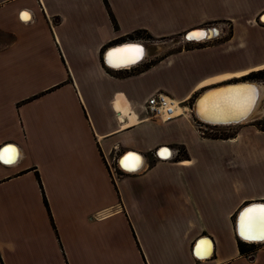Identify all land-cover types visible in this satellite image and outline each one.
<instances>
[{"label": "crops", "instance_id": "1", "mask_svg": "<svg viewBox=\"0 0 264 264\" xmlns=\"http://www.w3.org/2000/svg\"><path fill=\"white\" fill-rule=\"evenodd\" d=\"M263 13L264 0H0V264H264L236 227L264 205V115L210 137L144 111L156 92L185 104L201 85L264 86ZM208 27L219 36L158 50ZM127 42L154 49L108 67ZM129 154L138 172L120 168Z\"/></svg>", "mask_w": 264, "mask_h": 264}, {"label": "bare ground", "instance_id": "2", "mask_svg": "<svg viewBox=\"0 0 264 264\" xmlns=\"http://www.w3.org/2000/svg\"><path fill=\"white\" fill-rule=\"evenodd\" d=\"M264 22V16L262 17ZM190 34L188 39H193L194 43L206 42L208 39L219 36L220 31L213 29V27L200 28L189 31ZM129 45H124L116 49L111 50L105 57V63L112 69H128L132 66L142 62L147 56V49L142 44L135 42H127ZM139 47L143 50V54L138 59H131L134 57V53H125L121 50ZM119 57H128L129 59H119ZM141 59V60H140ZM140 60V61H139ZM139 61V62H138ZM138 62V63H137ZM220 88V89H219ZM254 89L255 99L254 102L248 107L246 112L241 111V105L245 103V92L244 90ZM264 97V88L262 85L254 82L248 83L245 81H238L235 83H225L217 85L211 89L205 90V92L199 93L193 102L192 111L199 121L209 123L212 125H234L235 122H241L244 124L247 122L255 121L264 115V109L260 107V102ZM199 98V100H197ZM197 100V101H196ZM196 101V104L194 105ZM181 102H178L176 106L177 116H181L183 110L181 109ZM14 160L10 163H14L19 158V152L16 147ZM8 153V152H7ZM162 153H164L162 155ZM5 154V153H4ZM159 155L166 159L171 156V151L168 148H164ZM7 156V155H6ZM136 157L137 161H132L129 158ZM8 158V157H7ZM6 158V159H7ZM126 161L128 166H126ZM143 165V159L138 154H129L120 160V168L126 173L138 172ZM262 205H260L261 207ZM263 207V206H262ZM243 209V208H242ZM246 214V213H245ZM244 214V216H245ZM243 216V217H244ZM242 217V219H243ZM242 219L240 220V226L237 230L241 239L245 241H263L264 239H248L242 234ZM196 257L201 258L203 256L197 254V248L194 250ZM210 253L206 256L208 257Z\"/></svg>", "mask_w": 264, "mask_h": 264}, {"label": "built area", "instance_id": "3", "mask_svg": "<svg viewBox=\"0 0 264 264\" xmlns=\"http://www.w3.org/2000/svg\"><path fill=\"white\" fill-rule=\"evenodd\" d=\"M264 16V13L260 16L259 21L262 22V17ZM216 29V28H213ZM188 33V32H187ZM217 37V36H216ZM215 37V38H216ZM183 42L186 43H194L192 40H189L188 38H185V34L181 36ZM209 40V39H208ZM178 105V102H175L169 95H167L164 92H156L152 96H150L144 107L145 114L147 116V119L153 120V121H158V122H168L169 120L173 119L174 117H177L176 114V106ZM193 105L191 107L185 106L184 104H181V109L183 112L181 115H189L194 118L195 124L197 126V130L201 136H206L208 133H212L215 128L217 127H231L233 125H212L209 123H205L203 121H199L193 111H192ZM166 149V147L160 148L157 151V154L154 153L155 158L163 159L160 157L159 153ZM7 148H3L1 153L6 150ZM107 167L108 170L112 176V178H116L119 174L118 172V166L115 164V160L113 162L108 163L107 162ZM244 241V240H243ZM246 243H255V244H263L264 245V240L263 241H244Z\"/></svg>", "mask_w": 264, "mask_h": 264}, {"label": "snow or ice", "instance_id": "4", "mask_svg": "<svg viewBox=\"0 0 264 264\" xmlns=\"http://www.w3.org/2000/svg\"><path fill=\"white\" fill-rule=\"evenodd\" d=\"M22 19L28 20L30 19V16L27 12H24L22 14ZM125 53H134V57H131V59H138L142 56L143 50L139 47L136 48H130V49H123L121 50ZM119 59H129L128 57H119ZM245 92V103L241 105V111L246 112L248 110V107L254 102L255 99V90L254 89H248L244 90ZM164 153H162L163 155ZM8 158L5 162H12V159L15 155V150H11L10 153H6ZM4 156H0V159H4ZM132 161H137L138 158L136 157H130L129 158ZM126 166H128V162L126 161ZM242 234L245 235V238L248 239H264V207L260 209H252L248 213L245 214V216L242 219ZM207 253V247L205 246L203 249L198 250L197 254L202 255Z\"/></svg>", "mask_w": 264, "mask_h": 264}, {"label": "rangeland", "instance_id": "5", "mask_svg": "<svg viewBox=\"0 0 264 264\" xmlns=\"http://www.w3.org/2000/svg\"><path fill=\"white\" fill-rule=\"evenodd\" d=\"M143 39H144L143 41H146L145 38H143ZM163 41H164V42H160V43L157 44V46L159 47L158 50L161 49V47H162V50H168L169 52H178V51H182V50H184L185 47L189 44V43L183 42L181 36L178 37V38H175V39H171V40H163ZM206 43H207V42H206ZM197 44H199V43H197ZM200 45H203V46H204V45H206V44L204 43V44H200ZM152 49H154V48H150V47L147 48L148 51H147V56H146L145 60H146L147 58L150 57ZM147 63H148L147 61H144V62H143V64H147ZM250 78H251V77H250ZM248 81H251V80H248ZM225 83H228V82H227V81H224V82H216V83L214 84V86H217V85H220V84H225ZM205 87H207V86L201 85L200 89L198 90V91L200 92V94H201L202 91H204V90L206 89ZM204 88H205V89H204ZM207 88H209V87H207ZM263 88H264V86H263ZM201 89H203V90H201ZM197 95H198V94H197ZM170 97H171V96H170ZM196 97H197V96H196ZM196 97L193 96V97H192L187 103H185L184 105H185V106H189V107H191V105H193V102H194V100H195ZM260 104H261L260 107L264 109V97H263V99L261 100ZM257 119H258V118H257ZM257 119H256V120H257ZM256 120H255V121H256ZM258 124H259L262 128H264V120H263V119H262V121H260ZM233 128H234V126H231V127H217V128L214 129V131H213L212 133H208L206 136H210V137H224V136H226V135L231 134Z\"/></svg>", "mask_w": 264, "mask_h": 264}, {"label": "water", "instance_id": "6", "mask_svg": "<svg viewBox=\"0 0 264 264\" xmlns=\"http://www.w3.org/2000/svg\"><path fill=\"white\" fill-rule=\"evenodd\" d=\"M189 34H190V32L186 33V34H185V38H188ZM189 40H193V39H189ZM124 45H129V43H124V44H121V45H119V46H115V47L109 48V49L104 53V61H105V57H106V55H107L111 50L116 49V48H118V47H122V46H124ZM142 45H143V44H142ZM143 46L145 47V45H143ZM140 60H141V59H140ZM140 60H139V61H140ZM139 61H138V62H139ZM138 62H137V63H138ZM219 89H220V88H219ZM197 100H199V98H198ZM197 100H196V101H197ZM196 101H195L194 105L196 104ZM239 123H241V122H235L234 125L239 124ZM119 165H120V163H119ZM122 169H123V168H122ZM260 205H262V206L264 207L263 204H257V203H255V204H249V205L245 206V207L239 212L238 217H237V222H236L237 230H238V228H239V226H240V220L242 219V217L244 216V214H245V213H248V212H249L250 210H252V209H260V208H262V206L260 207Z\"/></svg>", "mask_w": 264, "mask_h": 264}]
</instances>
